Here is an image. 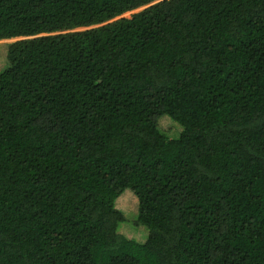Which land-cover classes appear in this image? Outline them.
<instances>
[{"label":"trees","instance_id":"obj_1","mask_svg":"<svg viewBox=\"0 0 264 264\" xmlns=\"http://www.w3.org/2000/svg\"><path fill=\"white\" fill-rule=\"evenodd\" d=\"M14 39L0 264H264V0H0Z\"/></svg>","mask_w":264,"mask_h":264},{"label":"rangeland","instance_id":"obj_2","mask_svg":"<svg viewBox=\"0 0 264 264\" xmlns=\"http://www.w3.org/2000/svg\"><path fill=\"white\" fill-rule=\"evenodd\" d=\"M144 8H141L139 10L130 12L125 14L123 17H127L130 18L133 14L143 10ZM79 30V29H78ZM83 30V29H81ZM16 40H4V41H0V50H2L3 48H5L4 46L1 45H5V44H10L15 42ZM4 54V52L0 53V63H2V55ZM133 203V197L132 194L129 193H125L123 196H121L118 200H117V208L120 209L123 213H129V212H133V210L135 209V206H132Z\"/></svg>","mask_w":264,"mask_h":264},{"label":"water","instance_id":"obj_3","mask_svg":"<svg viewBox=\"0 0 264 264\" xmlns=\"http://www.w3.org/2000/svg\"><path fill=\"white\" fill-rule=\"evenodd\" d=\"M81 29H79L78 31H80ZM18 40V39H17Z\"/></svg>","mask_w":264,"mask_h":264}]
</instances>
